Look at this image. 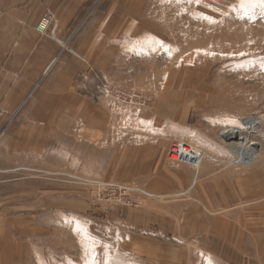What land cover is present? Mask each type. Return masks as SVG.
<instances>
[{"label":"rangeland","instance_id":"374dc122","mask_svg":"<svg viewBox=\"0 0 264 264\" xmlns=\"http://www.w3.org/2000/svg\"><path fill=\"white\" fill-rule=\"evenodd\" d=\"M142 2L136 0L137 9L142 6L136 15L138 32L122 33L114 57L109 58L114 63L103 70L91 66L94 99L119 111L125 121L144 112L164 119L161 137L168 142L167 152L170 139L183 137L195 152H188L184 162L197 172L209 158L219 162L220 169L233 165L229 162L235 154L220 133L238 129L243 140L258 145L254 162L247 166L260 170L264 167V4L260 0ZM113 88L146 101L134 110L131 105L113 106L112 95L104 94ZM250 118L256 129L246 134L243 122ZM167 152L169 162H183L170 160ZM87 159L84 174L115 176L68 175L69 212L21 219L22 239L16 248L7 249L5 264H261L260 238L255 237L259 232H247L242 226L243 236L232 232L234 240L212 235L214 220L181 219L189 206L174 201L184 199V194L160 197L136 183L149 176L124 182L123 176L116 178L118 170L105 167V154ZM77 178L135 185L147 196L129 195L133 201L125 205L118 201L127 199L125 194ZM140 217L143 223L135 222ZM220 228L227 230L230 225Z\"/></svg>","mask_w":264,"mask_h":264},{"label":"crops","instance_id":"0c3cea01","mask_svg":"<svg viewBox=\"0 0 264 264\" xmlns=\"http://www.w3.org/2000/svg\"><path fill=\"white\" fill-rule=\"evenodd\" d=\"M121 4L0 0V264L22 239L21 219L69 212L68 175L115 176L84 174L87 157L98 154L106 155L105 167L118 170L116 178L123 176L124 182L149 176L136 183L160 197L184 194L174 201L189 206L181 219L214 220L212 235L229 241L232 232L243 236L242 226L259 232L264 264V167L220 169L209 158L197 172L191 164L171 163L161 137L164 119L144 112L125 121L94 99L91 66L103 70L113 64L109 58L122 33L138 32L142 6L137 9L136 0ZM47 14L52 21L39 32ZM138 221L143 223L141 217ZM225 223L227 230L220 228Z\"/></svg>","mask_w":264,"mask_h":264},{"label":"built area","instance_id":"2783aa9c","mask_svg":"<svg viewBox=\"0 0 264 264\" xmlns=\"http://www.w3.org/2000/svg\"><path fill=\"white\" fill-rule=\"evenodd\" d=\"M52 21V15H46L40 22V24L37 27V30H39V32H44L45 29L47 28V26L50 24V22ZM104 94L106 95V97L109 98V95H112V105H119V106H123V107H127L129 105V109H133L136 108L135 106L140 105L142 103V105H144V101H146V99L143 98H138L135 99V94H131V95H127L125 93H123L121 90H118L117 88H113V89H107L104 91ZM111 99V98H110ZM140 102V103H138ZM1 112V110H0ZM171 144L169 146L167 155H169V159H171L172 156L177 155L178 156V160L177 161H183L184 162V157L185 155H188L187 153H195L192 150V145H190L189 143L186 142V140H184L183 137H174L172 139H170ZM185 149L187 151H185ZM174 161V160H173ZM197 160H195L194 162H196ZM192 163V162H190ZM81 181H84L85 179H81V178H77ZM87 182V181H84ZM88 185L91 184L95 187H97L98 189H103V188H107L108 190L113 191V193H118V194H125L127 196V199H118V201L121 200V202L125 205H130L131 202L133 201L131 198H129V195L132 194H140V195H144L147 196V194L145 192H143L142 189H140L138 186L135 185H125V184H119V183H115V182H111V181H103V182H99V181H93V182H87Z\"/></svg>","mask_w":264,"mask_h":264},{"label":"bare ground","instance_id":"6f19581e","mask_svg":"<svg viewBox=\"0 0 264 264\" xmlns=\"http://www.w3.org/2000/svg\"><path fill=\"white\" fill-rule=\"evenodd\" d=\"M246 126V134H250L251 131L256 129V124L254 123V118L246 119L243 122ZM240 131L238 129H228L220 133V139L227 147L235 154V158L232 159L230 165L242 164L248 165L254 162L256 157V143L250 142L248 139L243 140L241 138ZM257 145V146H256ZM199 164V163H198ZM259 175V174H258Z\"/></svg>","mask_w":264,"mask_h":264},{"label":"snow or ice","instance_id":"6c2138e0","mask_svg":"<svg viewBox=\"0 0 264 264\" xmlns=\"http://www.w3.org/2000/svg\"><path fill=\"white\" fill-rule=\"evenodd\" d=\"M260 2H261L262 4H264V0H260Z\"/></svg>","mask_w":264,"mask_h":264}]
</instances>
